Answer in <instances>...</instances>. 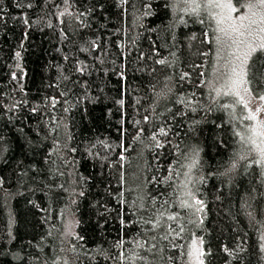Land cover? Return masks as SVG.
<instances>
[{
	"label": "trees",
	"instance_id": "obj_1",
	"mask_svg": "<svg viewBox=\"0 0 264 264\" xmlns=\"http://www.w3.org/2000/svg\"><path fill=\"white\" fill-rule=\"evenodd\" d=\"M218 27L212 0H0V264H187L194 236L204 264H264Z\"/></svg>",
	"mask_w": 264,
	"mask_h": 264
},
{
	"label": "rangeland",
	"instance_id": "obj_2",
	"mask_svg": "<svg viewBox=\"0 0 264 264\" xmlns=\"http://www.w3.org/2000/svg\"><path fill=\"white\" fill-rule=\"evenodd\" d=\"M215 15L218 19V71L224 70L223 66L226 65L225 62L231 65L229 68V76L227 80V85L224 89V93L239 91L240 95L236 97L241 101L243 98V106L246 110V115L249 121V131L251 139L253 140L259 157L262 161L261 149H264V135H258V133H264V100L260 99V96L254 95L249 87V84L240 86L237 89L231 87V78L233 76L232 69L236 67L237 70L241 64L244 53L247 51V44L251 43L253 47H256L264 38V32H261L260 29L264 28V24H255L251 28L248 27L249 21L244 20L240 21L239 17L241 16H250L249 9L243 4L242 6H235L231 0H212ZM230 2L233 8L236 11H230L226 7H218V4H226ZM250 2L255 3V0ZM248 2V3H250ZM247 3V4H248ZM246 4V5H247ZM253 11H260L258 8H254ZM243 24L242 30L245 31V37H239L232 31L233 26H240ZM223 29L224 31H221ZM251 33L249 36L248 33ZM241 39L245 40V43H239ZM247 67V65H246ZM226 68L228 69L227 65ZM247 79V77H246ZM245 88L248 91H245ZM255 115L256 119H250L249 117ZM264 164V162H263ZM264 241V240H263ZM264 243V242H263ZM187 264H204V249L202 239L199 236H194L191 240L189 246V256Z\"/></svg>",
	"mask_w": 264,
	"mask_h": 264
},
{
	"label": "snow or ice",
	"instance_id": "obj_3",
	"mask_svg": "<svg viewBox=\"0 0 264 264\" xmlns=\"http://www.w3.org/2000/svg\"><path fill=\"white\" fill-rule=\"evenodd\" d=\"M218 7H226L228 8L230 11H236L235 8H233L232 4L230 2L226 3V4H218ZM250 12V16H241L239 17L240 21L243 22L244 20H248L249 24L248 27L251 28L253 25L255 24H264V0H255V3H248L247 5H245ZM254 8H258L260 9V11H253ZM243 24L241 23L240 26H233L232 31L237 34L239 37H245V31L242 30L243 28ZM221 31H224L223 29H221ZM261 32H264V28L260 29ZM248 35L250 36L251 33L249 32ZM239 43H245L244 39H241L239 41ZM257 47L260 50H264V38H262L261 42L256 46L253 47V45L251 43L247 44V51L244 53L243 59L241 61V64L239 66V69L237 70L236 67H233L232 72H233V76L231 78V87L233 89H237L242 85H245L248 83L246 77H247V60L248 58L251 56L252 52L257 50ZM17 55H19V53H17ZM245 91H248L247 88H245ZM235 95L239 96L240 93L239 91H235L234 93ZM261 100H264V95L260 96ZM241 101L243 102V98L241 97ZM250 119H256L255 115H252L249 117ZM163 131V130H162ZM258 135H264V133H258ZM261 153H262V161L264 162V149H261Z\"/></svg>",
	"mask_w": 264,
	"mask_h": 264
}]
</instances>
